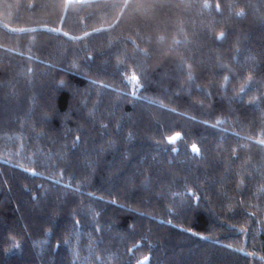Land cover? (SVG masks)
I'll list each match as a JSON object with an SVG mask.
<instances>
[{
    "label": "trees",
    "instance_id": "trees-1",
    "mask_svg": "<svg viewBox=\"0 0 264 264\" xmlns=\"http://www.w3.org/2000/svg\"><path fill=\"white\" fill-rule=\"evenodd\" d=\"M261 141L264 0H0V264H264Z\"/></svg>",
    "mask_w": 264,
    "mask_h": 264
},
{
    "label": "snow or ice",
    "instance_id": "snow-or-ice-1",
    "mask_svg": "<svg viewBox=\"0 0 264 264\" xmlns=\"http://www.w3.org/2000/svg\"><path fill=\"white\" fill-rule=\"evenodd\" d=\"M218 38L222 39V38H223V33H221L220 36H219ZM135 79H136V78L133 77V80H135ZM177 135H178V134H177ZM176 139H177V136H172V137H170V138H169V143L174 142ZM261 143H264V141H261ZM193 151H194V152H198V148H197V146L193 145ZM141 264H144V262H141Z\"/></svg>",
    "mask_w": 264,
    "mask_h": 264
},
{
    "label": "clouds",
    "instance_id": "clouds-1",
    "mask_svg": "<svg viewBox=\"0 0 264 264\" xmlns=\"http://www.w3.org/2000/svg\"><path fill=\"white\" fill-rule=\"evenodd\" d=\"M237 15H243V10H241Z\"/></svg>",
    "mask_w": 264,
    "mask_h": 264
}]
</instances>
